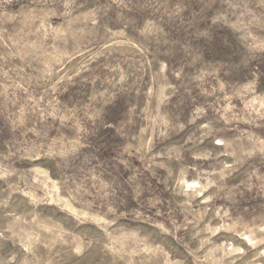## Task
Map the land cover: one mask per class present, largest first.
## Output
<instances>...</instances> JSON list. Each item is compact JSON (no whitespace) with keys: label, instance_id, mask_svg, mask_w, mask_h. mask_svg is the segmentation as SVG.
<instances>
[{"label":"rangeland","instance_id":"rangeland-1","mask_svg":"<svg viewBox=\"0 0 264 264\" xmlns=\"http://www.w3.org/2000/svg\"><path fill=\"white\" fill-rule=\"evenodd\" d=\"M0 264H264V0H0Z\"/></svg>","mask_w":264,"mask_h":264}]
</instances>
